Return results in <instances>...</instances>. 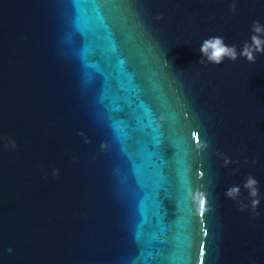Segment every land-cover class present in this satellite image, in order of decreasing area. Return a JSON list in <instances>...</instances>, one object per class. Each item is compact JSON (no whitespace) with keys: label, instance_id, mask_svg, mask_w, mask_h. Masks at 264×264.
Instances as JSON below:
<instances>
[{"label":"water","instance_id":"obj_1","mask_svg":"<svg viewBox=\"0 0 264 264\" xmlns=\"http://www.w3.org/2000/svg\"><path fill=\"white\" fill-rule=\"evenodd\" d=\"M232 2L0 0V264H264V54L199 63Z\"/></svg>","mask_w":264,"mask_h":264},{"label":"clouds","instance_id":"obj_2","mask_svg":"<svg viewBox=\"0 0 264 264\" xmlns=\"http://www.w3.org/2000/svg\"><path fill=\"white\" fill-rule=\"evenodd\" d=\"M230 12L235 14L236 12V2H233L230 5ZM162 17H158L160 19ZM252 34L249 41L243 42L242 49L238 52L236 45L229 46L225 43L223 36H213L203 40L199 51L202 54V58L199 63H212L215 65H220L224 62L225 59L235 62L238 57L246 58L248 62L255 63L257 54H264V24H261L259 21H253L252 23ZM6 139V147L10 146L15 148V141L11 138ZM224 165L227 166L230 163L228 157H223ZM58 169L53 170V175L58 174ZM243 188L247 190L249 197L251 198V209L255 214L257 207L260 204L259 200V188L258 181L252 177H246ZM224 195L234 201H238V210L244 211L247 207V204L243 203V200L240 199L241 196V187L232 186L228 188Z\"/></svg>","mask_w":264,"mask_h":264},{"label":"snow or ice","instance_id":"obj_3","mask_svg":"<svg viewBox=\"0 0 264 264\" xmlns=\"http://www.w3.org/2000/svg\"><path fill=\"white\" fill-rule=\"evenodd\" d=\"M197 143H199V137H197ZM200 207H201V209H203V207H204V201L202 199L200 201Z\"/></svg>","mask_w":264,"mask_h":264}]
</instances>
